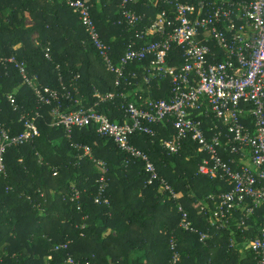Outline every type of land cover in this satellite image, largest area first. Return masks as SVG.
Instances as JSON below:
<instances>
[{"label":"trees","instance_id":"16d2710c","mask_svg":"<svg viewBox=\"0 0 264 264\" xmlns=\"http://www.w3.org/2000/svg\"><path fill=\"white\" fill-rule=\"evenodd\" d=\"M85 1L114 64L131 43L139 44L135 32L145 28L147 18L153 19L166 9L162 1L155 7L150 0H140L130 9L145 16L144 23L131 27L122 18L118 0ZM6 11L9 13L3 19L1 15ZM25 13L39 19V23L27 25ZM11 57L25 64L35 86L55 89L61 95L69 91L71 100L60 99L64 112L75 110V101L85 107L92 105L95 92L113 93L114 98L97 110L112 122L121 123L124 102L139 105L142 100H168L171 96L170 79L151 78L146 72L148 60L129 65L120 86L115 87L116 74L106 69L65 0H0V123L16 135L23 131L21 114L28 118L39 115V135L30 144L9 147L4 153L0 264H68V259L72 264H170L171 238L177 245V264L255 263L250 243L258 235L264 208L245 219L244 225L241 211L236 210L227 229L215 230L208 211L230 186L199 173L207 157L198 152L195 142L186 139L177 153L165 150L162 142L174 138L170 122L152 127V136H132L131 143L148 155L159 177L148 185L143 164L121 152L112 140L101 137L96 127L74 129L67 136L62 128L51 126L52 107L38 104L14 64L6 62ZM165 61L167 66L180 69L184 64L182 51L172 46ZM131 73L134 79L129 77ZM122 92L125 98L119 97ZM9 96L14 99L13 106ZM195 117L202 121L206 136L211 137L218 125L214 117ZM83 147L90 149L89 155H84ZM228 150V144L222 141L218 151L225 161L232 158ZM94 161H102L106 167L103 198L108 204L94 203L100 177ZM161 180L178 199L168 201L160 189ZM77 193L78 199L71 200ZM180 206L192 227L209 234L204 243L198 235L178 229ZM84 216L87 219L82 220ZM67 242L66 250L55 249ZM135 254L139 256L133 259Z\"/></svg>","mask_w":264,"mask_h":264},{"label":"built area","instance_id":"2783aa9c","mask_svg":"<svg viewBox=\"0 0 264 264\" xmlns=\"http://www.w3.org/2000/svg\"><path fill=\"white\" fill-rule=\"evenodd\" d=\"M122 18L131 27L144 23L145 16L130 9L140 0H118ZM162 1L166 9L157 13L142 31L135 32L139 44L131 43L114 64L109 46L97 31L91 17V8L85 0H65L85 29L88 39L106 69L116 74L115 87L120 86L126 69L134 63L149 61L146 72L151 78H169L171 96L168 100H142L139 105L124 102L121 106L124 120L112 122L99 113L100 104L112 100L113 93H94L96 101L85 107L81 101L75 110H61V98H69V91L60 94L48 87H37L28 77L25 64L14 57L6 62L14 64L23 82L32 88L38 104L51 106V126L60 127L67 136L74 129L96 127L101 137L113 141L116 147L129 158L139 160L147 175V184L158 181L155 166L148 155L131 143L134 135H153L152 127L162 122H170L174 138L162 142L169 153H177L183 142L190 138L198 145V152L205 154L199 166V173L225 182L230 190L223 193L208 211L210 225L215 230H225L236 210L241 211V225L261 207L264 208V0H150L152 6ZM172 46L182 51L184 64L180 69L169 67L165 59ZM49 57V49H45ZM131 79L136 76L129 74ZM36 80L35 77H33ZM148 83V78L144 79ZM62 90L65 86L60 84ZM122 92L119 97L125 98ZM14 105L12 96L8 97ZM212 115L217 121L211 137L206 136L201 120L195 115ZM38 114L34 117L21 114L19 122L23 131L11 135L0 123V178L5 177L4 153L9 147L30 144L38 135L36 126ZM226 141L232 156L225 161L218 149ZM84 155L90 154L83 147ZM99 170L98 194L94 198L97 205L108 204L103 194L107 187L104 174L106 167L102 161H94ZM160 189L168 201L179 198L171 188L160 181ZM78 193L71 200L78 199ZM213 202L214 199L210 198ZM80 207L77 206V210ZM202 211H205L203 208ZM178 229L196 234L202 243L209 234L192 227L187 212L180 206ZM206 213V211H205ZM87 217H82V220ZM82 228H84L82 226ZM170 264H177L179 254L176 241L171 238ZM69 242L59 244L56 250L68 248ZM232 245V244H231ZM254 264H264V218L258 228V235L250 243ZM72 264V260H67Z\"/></svg>","mask_w":264,"mask_h":264},{"label":"rangeland","instance_id":"374dc122","mask_svg":"<svg viewBox=\"0 0 264 264\" xmlns=\"http://www.w3.org/2000/svg\"><path fill=\"white\" fill-rule=\"evenodd\" d=\"M38 2H41V0H38ZM8 13H9V11L4 12V13L1 15L2 18L5 19ZM25 16H26L25 23H26L27 25H31V26H32L33 24H37V23H39V19H37V18H34V19L31 18L32 16L29 15L28 13H25ZM33 37L36 38V37H37V33H35ZM138 256H139V254H135V255H133L132 257H133V259H136V258H138Z\"/></svg>","mask_w":264,"mask_h":264}]
</instances>
